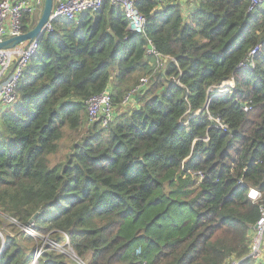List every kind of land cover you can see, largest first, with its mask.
Returning a JSON list of instances; mask_svg holds the SVG:
<instances>
[{"label":"trees","instance_id":"obj_1","mask_svg":"<svg viewBox=\"0 0 264 264\" xmlns=\"http://www.w3.org/2000/svg\"><path fill=\"white\" fill-rule=\"evenodd\" d=\"M250 1L190 0L184 9L133 0L142 35L107 2L52 23L16 103L0 111V264H31L38 249L37 264H254L251 230L264 203V8L248 12ZM35 24L24 14L21 31ZM147 39L167 58L159 69ZM249 60L254 67L243 68ZM229 80L230 93L219 95ZM106 90L112 120L90 123L86 102ZM35 213L31 236L22 227ZM44 238L67 241L76 259L37 242Z\"/></svg>","mask_w":264,"mask_h":264},{"label":"built area","instance_id":"obj_2","mask_svg":"<svg viewBox=\"0 0 264 264\" xmlns=\"http://www.w3.org/2000/svg\"><path fill=\"white\" fill-rule=\"evenodd\" d=\"M43 2L44 0H1L0 42L22 34V18L24 14L33 15L38 11L41 13ZM104 2H107L110 5L121 6L124 18L127 21V28L130 32L139 35H142L144 33L145 18L134 6L133 0H55L53 3L51 15L46 25L44 26V29L46 33L50 32L52 30V23L55 20L76 21L80 15H83L85 13L94 14L100 10ZM262 5L264 8V0H251L248 7V12H252ZM146 42V53L149 56L153 57L154 68H161L162 64L167 60V58L162 57L153 48L151 42L148 39ZM37 48L38 43L35 41H31L16 46L12 49L0 50V103L5 107L10 108L16 103L18 99V85L23 77L24 70L28 66L32 57L36 54ZM260 50L261 46L255 47L250 52L249 56H255L256 53ZM248 63V65L242 64L241 66L243 68L252 69L254 67L253 61L249 60ZM147 85V77L141 78L138 82V85L134 89H132L125 97L123 104L128 102L130 98H132L139 91L145 89ZM233 85L234 84L232 80L222 83L217 88L219 95L230 93ZM86 108L90 123L99 122L102 126H106L113 117L110 92L106 90L96 96L91 97L86 102ZM242 109L244 112H247L249 110V107L243 106ZM215 122L217 124V128L222 131H226V125L218 121ZM248 198L251 201L256 202L260 199V194L255 189H249ZM31 227L32 226L28 228H22V230L30 234L31 236H35V233H33ZM251 231L249 254L247 258L252 259V261H254L255 263H259L262 256V251L264 249V203L260 206V217ZM48 243L52 244L56 249L57 247H60L55 243ZM65 246L66 247L61 246L63 250H69L72 252V249L68 246L67 241L65 243ZM40 254L41 249H38L31 264H37V259L39 258ZM72 256V259L75 260L76 256L73 252ZM241 261L233 260L228 264H239ZM77 262L79 264H86L80 261Z\"/></svg>","mask_w":264,"mask_h":264},{"label":"water","instance_id":"obj_3","mask_svg":"<svg viewBox=\"0 0 264 264\" xmlns=\"http://www.w3.org/2000/svg\"><path fill=\"white\" fill-rule=\"evenodd\" d=\"M53 3H54V0H44L40 16L36 24L33 26V28L30 29L26 33L20 34L19 36L11 37L7 40L0 42V50L12 49L16 46H19L21 44H25L31 41H35L38 43L39 40H41L43 36L46 34L44 26L46 25L51 15ZM37 215L38 213H35L22 228H28L32 226ZM241 262L239 264H241Z\"/></svg>","mask_w":264,"mask_h":264},{"label":"rangeland","instance_id":"obj_4","mask_svg":"<svg viewBox=\"0 0 264 264\" xmlns=\"http://www.w3.org/2000/svg\"><path fill=\"white\" fill-rule=\"evenodd\" d=\"M188 1H190V0H184L182 3H181V5L184 7V9L185 8H187L188 7ZM194 1V0H193ZM259 8H263V5L262 6H260ZM39 15V14H38ZM36 17V16H35ZM38 18H39V16L38 17H36V19L38 20ZM77 21V20H76ZM149 78H150V76L149 77H147V79H148V81H149ZM149 84V83H148ZM134 102H133V97L132 98H130V100L128 101V102H126L125 104H124V106H123V110L125 109V110H127V109H129V108H132V107H134ZM4 109H9V108H4ZM3 109H1L0 111H2ZM114 110H115V108L113 107V112H114ZM37 242H40V243H42V245H44V246H46V244H48V241L44 238V239H42V241L40 240V241H37ZM3 244V243H2ZM41 245V244H40ZM2 246V245H1ZM61 247V246H60ZM57 247V250L59 251V252H63L65 255H67L69 258H73V256H72V252L71 251H69V250H63V248L61 247ZM263 248H264V244H263ZM262 248V249H263ZM254 264H264V249H263V251H262V256H261V259H260V262L259 263H255L254 261H252Z\"/></svg>","mask_w":264,"mask_h":264},{"label":"crops","instance_id":"obj_5","mask_svg":"<svg viewBox=\"0 0 264 264\" xmlns=\"http://www.w3.org/2000/svg\"><path fill=\"white\" fill-rule=\"evenodd\" d=\"M177 3H179L180 5H181V3L184 1V0H175ZM39 14V15H38ZM33 16L35 17H38V16H40V12L38 11V12H36L35 14H33ZM35 17V18H36ZM38 20L36 19V22H37ZM4 108H5V106L3 105V104H1L0 103V110L1 109H3L4 110ZM6 108H8V107H6Z\"/></svg>","mask_w":264,"mask_h":264}]
</instances>
